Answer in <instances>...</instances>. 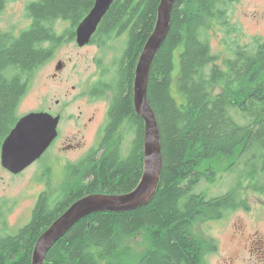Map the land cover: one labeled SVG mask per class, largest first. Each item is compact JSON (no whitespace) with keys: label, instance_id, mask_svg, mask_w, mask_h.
<instances>
[{"label":"trees","instance_id":"obj_1","mask_svg":"<svg viewBox=\"0 0 264 264\" xmlns=\"http://www.w3.org/2000/svg\"><path fill=\"white\" fill-rule=\"evenodd\" d=\"M236 1L174 3L168 34L153 58L147 81L146 97L156 116L162 155L152 200L132 212H99L80 219L51 247L43 264H202L204 251L192 233L194 224L245 208L242 183L264 194V41L254 37L249 45L234 42L222 66L216 64L209 45L214 26L229 28L226 9ZM5 3L0 0V13ZM93 3L29 2L26 29L17 37L0 31V147L19 120L17 109L35 71L64 39L75 40V29ZM159 3L114 0L103 17L94 35L100 45L126 35L108 85L113 108L107 129L111 133L121 128V135H114L112 149L99 159L70 165L58 196V187L47 188V181L29 223L14 233L8 231L5 208L0 205V264H31L39 236L82 197L124 194L137 184L144 122L134 110L133 78ZM58 22L69 25L60 36L55 29ZM127 132L132 139L124 156L119 143ZM222 158L229 160L227 169L233 175L227 192L216 197L196 192L201 181L215 177L211 167H201ZM141 232L149 236V244L141 254L131 256L130 249H122L123 242ZM124 252L131 254L128 260Z\"/></svg>","mask_w":264,"mask_h":264},{"label":"rangeland","instance_id":"obj_2","mask_svg":"<svg viewBox=\"0 0 264 264\" xmlns=\"http://www.w3.org/2000/svg\"><path fill=\"white\" fill-rule=\"evenodd\" d=\"M35 1L37 0H6L4 9L0 13V31L19 36L30 23L25 10L26 5ZM226 10L229 28L214 26L209 33L211 53L216 57V64L219 66H222L223 60L231 55L234 42L239 45H249L254 37L264 41V0H237L228 5ZM68 27V23L58 22L55 26L58 36L66 32ZM125 38L126 35L122 34L110 42L106 41L102 44L105 45L104 47L100 45L99 39L95 36L92 42L83 47H78L75 40L64 39L54 49L50 58L35 71L28 90L18 106L17 116L21 119L30 113L62 114L59 126L61 135L56 147L47 150L42 159L40 158L18 175H12L3 169L0 163V205L6 209H4V214L6 213L4 221H6L9 232L14 233L29 223L38 197L45 191L47 181L49 183L47 188L51 187L56 190L58 187L59 190L56 194L57 196L60 194L58 192L61 190L67 174V168L62 167L65 162L60 159L59 152L65 137L71 140L78 132L81 138H84L82 144L86 142L87 146L90 145L91 132L96 124L90 123L88 129L85 130L81 118H85L86 121L96 111L101 115L108 106L112 93L107 91L103 97L94 98L86 95L87 88L92 87L95 83L94 79L100 72L98 69L100 65L101 69H106L104 77L106 79L108 76L112 77L115 72L114 68L118 65L119 58L125 48ZM175 57L177 58V54ZM58 62L63 63V67L61 65L60 69H57V65L60 64ZM176 74L177 67L173 76ZM80 128L82 130H79ZM107 135V141L91 158L92 160L99 159L110 148L112 149L115 131L108 132ZM131 139V133L127 132L124 134L121 144L119 143L124 156ZM77 153L78 151L75 154ZM64 155L68 158L71 157L66 152ZM143 164L142 161V173ZM228 164L227 158L204 164L201 170L209 166L214 170L215 177L210 178L209 181H201L196 192L204 191L207 197H216L226 193L230 188L233 176L227 169ZM47 166L51 168L49 178L46 176ZM142 173L131 191L124 194H100L126 195L131 193L140 183ZM242 187L245 188V208L231 211L221 219L198 221L194 224L192 233L200 241L204 251L202 264H264V194L253 192L245 183H242ZM132 211L135 210L127 212ZM148 244L149 236L145 232H141L135 237L127 238L123 242L122 249H130L129 252L132 254L130 255L133 256L141 254ZM207 244H211L213 248L208 249ZM124 255L128 260L130 255L126 252ZM99 264H105V261Z\"/></svg>","mask_w":264,"mask_h":264},{"label":"water","instance_id":"obj_3","mask_svg":"<svg viewBox=\"0 0 264 264\" xmlns=\"http://www.w3.org/2000/svg\"><path fill=\"white\" fill-rule=\"evenodd\" d=\"M176 0H160L151 35L137 59L133 79V106L143 120V173L137 188L126 195H87L59 216L37 239L31 264H43L47 252L80 219L99 212L121 214L146 205L153 197L162 169L159 129L146 97L147 81L153 58L162 46L171 22ZM114 0H94L93 7L75 29V43H90L98 25ZM61 63L57 65L60 69ZM59 117L49 113H30L19 119L1 145L0 163L12 175H18L34 164L57 137Z\"/></svg>","mask_w":264,"mask_h":264},{"label":"flooded vegetation","instance_id":"obj_4","mask_svg":"<svg viewBox=\"0 0 264 264\" xmlns=\"http://www.w3.org/2000/svg\"><path fill=\"white\" fill-rule=\"evenodd\" d=\"M99 39V36H95ZM93 39L90 41L92 42ZM61 63L62 67H63V63L62 62H58ZM99 64V63H98ZM101 65L98 66V69L100 70V72L98 73L96 79H94L95 83L92 85V87L87 88V92L86 95L88 94V96H92V97H103L105 95V93L107 91H110L108 89V85L110 84V77L108 76L107 79L104 77V73L106 69H101ZM117 71V70H116ZM113 94V93H112ZM58 102L56 101V104ZM113 101H112V97L109 99V103L108 106L105 108V110H103V112L101 113V115H99V113L97 114V111L95 113H93L89 118L86 119L85 118L82 119V125L83 128L85 130L88 129V125L90 123L96 124V127L94 128V130L91 132V141H90V145L87 146L86 142L82 144V141L84 140V138H81L80 134L77 132L75 138L73 139H69L66 138L63 140V142L61 143V147H60V159L64 160V164L62 165V167H66L68 170V167L70 165H76L79 162H82L84 159H89L92 158L100 149L101 147L105 144V142L108 139V135L107 133L109 132V130L107 129L109 123H110V111L113 108ZM52 115V114H50ZM53 117H59V122H58V127H57V137L55 138V140L52 142V144L50 145V147L47 149H52L53 147H56L57 143L60 140V122L62 121V114H56V115H52ZM120 129L118 128L115 131V136H119L120 134ZM79 130H82V128H80ZM78 130V131H79ZM84 137V134L82 135ZM84 147H86V149H84ZM59 148V147H58ZM57 148V149H58ZM111 149V148H110ZM109 149V150H110ZM46 150V151H47ZM108 150V151H109ZM45 151V152H46ZM76 151H78L77 154ZM70 155L71 157L68 158L66 157L64 154ZM45 155V154H43ZM43 155L41 156V159L43 158ZM48 168L46 169L47 174L49 175V171L51 170V168H49V166H47ZM45 169V168H44ZM43 193V192H42ZM41 195V194H40Z\"/></svg>","mask_w":264,"mask_h":264}]
</instances>
